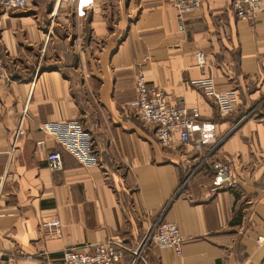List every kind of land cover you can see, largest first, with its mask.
I'll list each match as a JSON object with an SVG mask.
<instances>
[{
  "label": "crops",
  "instance_id": "obj_1",
  "mask_svg": "<svg viewBox=\"0 0 264 264\" xmlns=\"http://www.w3.org/2000/svg\"><path fill=\"white\" fill-rule=\"evenodd\" d=\"M27 1L0 8V57L11 77L0 80V264H47L66 247L111 237L132 245L159 221L178 226L182 253L151 245L149 264H262L264 0L254 21L238 18L231 0H203L182 29L171 0ZM138 71L171 104L213 122L215 142L201 154L176 137L161 145L128 107ZM206 77L235 92L232 112L221 114L194 85ZM62 121L89 133L96 164L82 165L40 129ZM51 150L61 170L48 169ZM205 156L227 161L237 185L203 197L213 173ZM55 218L61 233L51 236L42 223Z\"/></svg>",
  "mask_w": 264,
  "mask_h": 264
},
{
  "label": "built area",
  "instance_id": "obj_2",
  "mask_svg": "<svg viewBox=\"0 0 264 264\" xmlns=\"http://www.w3.org/2000/svg\"><path fill=\"white\" fill-rule=\"evenodd\" d=\"M66 1L84 8L93 6L92 0ZM202 3L203 0L170 1V5L176 11L180 21V29L183 28L182 22L185 15L200 9ZM27 4V0H0V7L4 10L23 9ZM231 6L238 18L254 21L258 13L263 10V0H231ZM194 57L196 65L200 67L205 65L202 52H197ZM1 79L11 81L0 57ZM134 81L136 96L128 102V107L136 117L154 127L155 136L161 145L173 146L176 137L179 144L189 145L193 152L201 154L209 144L215 142L214 123L201 120L196 108L188 109L184 104H171L162 90L147 82L141 71L136 73ZM193 83L204 92L221 114H229L234 110L236 95L233 90L217 89L210 77L200 78ZM25 116L26 109L23 110L18 128L13 136L11 152L17 148L18 139L24 134L23 120ZM40 129L45 133L53 134L63 148L74 155L82 165L97 163V155L91 147V137L77 122H51L41 125ZM41 143L42 141L39 142V144ZM203 160L208 163L206 156ZM46 161L47 167L51 171H58L63 167L59 151H48ZM210 164L213 173L210 184L203 194L205 198L216 194L220 189L233 188L237 185L227 161L215 160ZM1 187L2 181L0 180V191ZM42 227L47 229L51 236H58L61 233L62 223L57 218L48 219L42 223ZM259 240L264 246V239ZM183 242L184 238L175 223L159 221L135 246H129L121 238L111 237L96 243L66 247L62 250L59 258L51 259L47 264H119L126 257L129 259V264H149L146 255L149 246L171 249L175 254L180 255ZM262 264H264V257Z\"/></svg>",
  "mask_w": 264,
  "mask_h": 264
},
{
  "label": "rangeland",
  "instance_id": "obj_3",
  "mask_svg": "<svg viewBox=\"0 0 264 264\" xmlns=\"http://www.w3.org/2000/svg\"><path fill=\"white\" fill-rule=\"evenodd\" d=\"M93 1V0H92ZM1 8V7H0ZM2 9V8H1ZM210 100V99H209ZM167 147V146H166ZM170 147H172V146H170ZM211 162H209L208 161V163H206V164H208L209 165V167L211 166V164H210ZM199 169V167H197L196 169H192L193 171H192V174H190V172L189 173H184L183 175H182V177H181V182H180V185H179V189H185L187 186H188V184L190 183V181H191V179H192V177L197 173L196 171ZM138 243V242H137ZM137 243H135V244H132V245H129V246H135ZM1 255V254H0Z\"/></svg>",
  "mask_w": 264,
  "mask_h": 264
},
{
  "label": "bare ground",
  "instance_id": "obj_4",
  "mask_svg": "<svg viewBox=\"0 0 264 264\" xmlns=\"http://www.w3.org/2000/svg\"><path fill=\"white\" fill-rule=\"evenodd\" d=\"M93 2V1H92ZM176 12V11H175ZM177 15V14H176Z\"/></svg>",
  "mask_w": 264,
  "mask_h": 264
}]
</instances>
